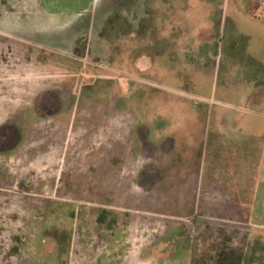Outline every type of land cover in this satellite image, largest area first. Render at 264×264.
<instances>
[{
	"label": "rangeland",
	"instance_id": "374dc122",
	"mask_svg": "<svg viewBox=\"0 0 264 264\" xmlns=\"http://www.w3.org/2000/svg\"><path fill=\"white\" fill-rule=\"evenodd\" d=\"M102 1L0 0V264H264V116L214 122L223 0Z\"/></svg>",
	"mask_w": 264,
	"mask_h": 264
},
{
	"label": "crops",
	"instance_id": "0c3cea01",
	"mask_svg": "<svg viewBox=\"0 0 264 264\" xmlns=\"http://www.w3.org/2000/svg\"><path fill=\"white\" fill-rule=\"evenodd\" d=\"M107 1L110 0H103L100 4L105 6ZM127 1L125 3L123 0L120 4L127 5L130 0ZM113 2V6L116 7L118 1ZM249 4L250 0H223L220 7L215 10V15L217 17L220 15L218 24H211L216 30L221 28L224 22V28L226 29L228 24L231 33V38L227 42L225 70L219 67L217 69L214 64L211 65V71L214 73L224 71L232 81L230 85L229 82L226 84L224 90L219 89L224 96H232L231 103L223 104L221 110L215 113L214 122H217L219 129H222L224 124L234 129L235 126L241 125L250 113L259 117L264 116V6L256 8L257 14L252 15L254 13H250ZM87 5L88 3L85 2L83 6ZM210 54L215 62L220 55L218 50ZM255 59L260 63L256 64ZM238 85L240 86L237 87ZM214 91H218L216 85Z\"/></svg>",
	"mask_w": 264,
	"mask_h": 264
}]
</instances>
